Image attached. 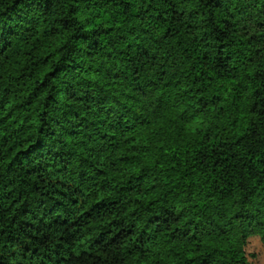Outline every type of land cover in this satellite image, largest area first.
<instances>
[{
    "label": "trees",
    "instance_id": "trees-1",
    "mask_svg": "<svg viewBox=\"0 0 264 264\" xmlns=\"http://www.w3.org/2000/svg\"><path fill=\"white\" fill-rule=\"evenodd\" d=\"M261 216L264 0H0V264H247Z\"/></svg>",
    "mask_w": 264,
    "mask_h": 264
},
{
    "label": "rangeland",
    "instance_id": "rangeland-1",
    "mask_svg": "<svg viewBox=\"0 0 264 264\" xmlns=\"http://www.w3.org/2000/svg\"><path fill=\"white\" fill-rule=\"evenodd\" d=\"M246 253L248 257L247 264H264V248L259 237L253 236L249 240Z\"/></svg>",
    "mask_w": 264,
    "mask_h": 264
},
{
    "label": "clouds",
    "instance_id": "clouds-1",
    "mask_svg": "<svg viewBox=\"0 0 264 264\" xmlns=\"http://www.w3.org/2000/svg\"><path fill=\"white\" fill-rule=\"evenodd\" d=\"M57 137L59 139H63V137H62V135L60 133H57ZM55 143H56V141L54 140L53 143L50 145V147H54L55 146ZM260 218L261 219H264V216H261Z\"/></svg>",
    "mask_w": 264,
    "mask_h": 264
}]
</instances>
